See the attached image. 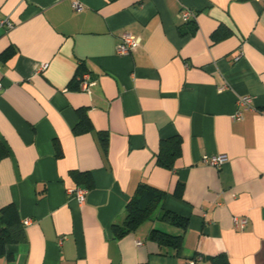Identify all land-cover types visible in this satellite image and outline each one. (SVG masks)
Segmentation results:
<instances>
[{
	"label": "crops",
	"instance_id": "0c3cea01",
	"mask_svg": "<svg viewBox=\"0 0 264 264\" xmlns=\"http://www.w3.org/2000/svg\"><path fill=\"white\" fill-rule=\"evenodd\" d=\"M123 32L140 45L119 55ZM84 71L90 93L78 87ZM0 83V207L29 220L0 264H264V0H0ZM79 109L92 129L75 134ZM175 136L180 154L162 167L161 140ZM218 154L219 166L204 162ZM71 171L89 173L91 187ZM141 183L167 193L163 208L185 229L157 208L113 235ZM76 185L82 203L67 193ZM152 229L181 234L180 247L150 239Z\"/></svg>",
	"mask_w": 264,
	"mask_h": 264
},
{
	"label": "trees",
	"instance_id": "16d2710c",
	"mask_svg": "<svg viewBox=\"0 0 264 264\" xmlns=\"http://www.w3.org/2000/svg\"><path fill=\"white\" fill-rule=\"evenodd\" d=\"M187 23L194 24L193 20ZM193 26V25H192ZM190 27L189 32H194L195 27ZM213 38H218L217 31L213 32ZM6 57V54L3 53ZM79 122L74 126L73 132L80 134L92 129L91 123L86 116L84 109H79ZM100 145L107 152L108 139L103 132H99ZM60 151L57 150V154ZM180 154V139L175 136L172 139L161 140L157 164L170 168L174 159ZM71 175L78 181V184H84L91 187V176L87 172L71 171ZM181 184L176 187L175 194L181 195ZM166 192L152 185L141 183L137 186L132 197L127 201L125 206V217L121 223L111 225L112 233L115 237H122L125 234L134 231L140 223L151 218L158 208V219L168 222L174 226L185 229L188 219L177 213L163 208V200ZM149 238L160 244H169L178 249L182 242V235H172L158 229H152ZM26 240V232L23 221H21L19 212L13 203L0 207V258H10L11 254L7 251V245L11 243H20ZM213 264H229L224 255H219L213 259Z\"/></svg>",
	"mask_w": 264,
	"mask_h": 264
},
{
	"label": "built area",
	"instance_id": "2783aa9c",
	"mask_svg": "<svg viewBox=\"0 0 264 264\" xmlns=\"http://www.w3.org/2000/svg\"><path fill=\"white\" fill-rule=\"evenodd\" d=\"M73 6L76 8V10L80 11L82 10L83 6L79 3H73ZM180 17L183 22H188L191 20H194V13L188 9L183 8L180 12ZM8 25L11 26L9 21H7ZM140 45V38L138 36H135L129 32H123L120 35L119 41L116 43L115 51L119 55L129 54L132 50L136 49ZM48 67V63H41L36 71H43ZM77 81H78V87L80 90H83L87 93H90V86L94 84L93 79L91 78L89 72L84 71L77 75ZM2 89V85L0 83V90ZM237 104V110L234 114L235 118H240L242 114V109L245 108H251L252 106V97L251 96H241L236 101ZM227 157L225 154H218L211 156L209 158H205L204 162L219 166L224 161H226ZM67 193L70 196H73L79 203H82L85 200V196L87 193V190L80 185H76L74 187L67 188ZM29 220L25 219L23 220L24 224H28ZM247 223V218L242 217H233V224L235 228L243 229L244 226ZM137 244H140V241H136ZM200 259V257H197L195 259H191L185 262V264H196L197 260Z\"/></svg>",
	"mask_w": 264,
	"mask_h": 264
}]
</instances>
